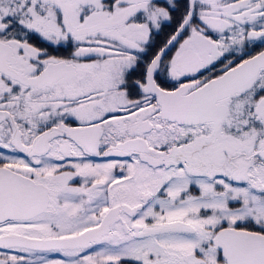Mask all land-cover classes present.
I'll list each match as a JSON object with an SVG mask.
<instances>
[{
	"label": "snow or ice",
	"instance_id": "snow-or-ice-1",
	"mask_svg": "<svg viewBox=\"0 0 264 264\" xmlns=\"http://www.w3.org/2000/svg\"><path fill=\"white\" fill-rule=\"evenodd\" d=\"M0 264H264V0H0Z\"/></svg>",
	"mask_w": 264,
	"mask_h": 264
}]
</instances>
